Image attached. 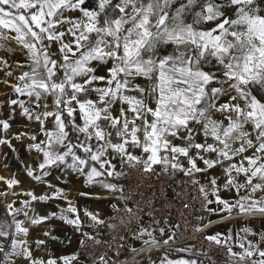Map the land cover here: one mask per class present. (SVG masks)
<instances>
[{"label":"snow or ice","instance_id":"6c2138e0","mask_svg":"<svg viewBox=\"0 0 264 264\" xmlns=\"http://www.w3.org/2000/svg\"><path fill=\"white\" fill-rule=\"evenodd\" d=\"M175 3L96 0V6L89 8L88 0H0V25L16 33L14 39L27 49L31 60L29 70L18 77L21 83L12 85L15 93L28 99L10 103L18 105L29 120L33 119V103L42 110L34 119L47 140L30 146L43 153L39 169L63 166L92 183L97 177L124 175L109 159L114 153L121 165L142 164L146 172L160 166L194 177L219 165L227 176L224 187L239 191L251 186L252 193L264 191V0H184L173 8ZM197 5L199 10L193 13ZM2 63L10 77L7 61ZM221 97L227 99L217 106ZM212 108L225 116L226 125L208 117ZM14 113L13 108L10 115ZM49 117L54 119L55 131L43 127ZM0 128L7 133L9 121L0 120ZM198 135L203 142H197ZM0 145L12 147L5 138H0ZM129 145L148 154L146 159L131 154ZM249 150L251 154L244 155ZM180 157L186 158L184 163ZM235 157L239 161L231 163ZM225 160L230 163L224 165ZM233 173L243 174L244 182H237ZM27 175L33 176L34 170L28 169ZM6 183L11 187L19 181ZM101 183L110 191L123 190L115 183ZM194 183L199 181L194 179ZM208 187L218 192L217 179H210ZM200 191L209 195L206 186ZM25 194L32 200L50 199ZM62 196L60 189L53 190V197ZM217 199L229 212L235 207L240 213H264V199L253 200L250 194L235 205ZM8 208L13 210V222L0 223V241L11 243L8 264L17 255L30 264H58L56 258H34L18 240L5 239L12 237L13 228L16 233L28 232L15 219L23 209L11 204ZM65 212L77 215L69 218ZM85 216L91 222H104L91 212ZM45 219L31 222L39 224ZM59 219L77 231L84 227L71 202ZM159 232L163 235L164 228ZM81 234L88 237L87 232ZM144 235L151 237L145 244L160 242L151 232L142 230L140 236ZM207 239L227 244V264H264V248L260 247L264 236L260 242L240 243V252L228 244L230 237L222 240L215 234ZM59 260L78 264L76 255ZM168 264H197V260H169Z\"/></svg>","mask_w":264,"mask_h":264},{"label":"crops","instance_id":"0c3cea01","mask_svg":"<svg viewBox=\"0 0 264 264\" xmlns=\"http://www.w3.org/2000/svg\"><path fill=\"white\" fill-rule=\"evenodd\" d=\"M3 31H9L16 36L13 30L5 29L3 25H0V120H8L10 123V128L7 133H4L2 128H0V138L9 139L12 144L11 148L7 145H0V177H3L0 180V203L3 211L0 216V223L13 222V210L8 208V205L11 204L14 206V209H23V211L15 215V219L20 221L22 226L28 229L27 234H24L16 233L13 228L11 230L13 233L12 237L5 239L9 241L18 240L24 247L30 249L33 257L37 259L47 260L56 258L58 264H62L59 257L76 255L78 257V264H88L87 259L81 251L86 237L81 233L87 232L88 235L92 233L93 222L85 216V212H91L98 215L99 218L112 213L120 205L121 200L117 196H112V191L103 188L101 182L115 183L118 186L122 183L121 179L116 176H102L95 178L96 182L89 183L86 176H81L66 170L63 166L59 168L50 166L43 170L38 168V165L43 162V153L37 152L30 146L34 143L47 140V137L43 135L41 124L34 119V116L40 114L42 110L33 103L31 105L33 119L29 120L21 114L18 105L13 106L10 103L12 99L18 101H27L28 99L26 96H20L18 93H15L12 85L21 83L18 77L23 72L29 70L31 60L27 49L17 53L7 52L6 47L1 41V33ZM15 43L17 42L15 41ZM18 45L22 46L20 44ZM2 61H7L8 71L12 73L10 77H6L4 71L5 65ZM139 82L146 86L145 81L141 80ZM92 98L95 99L94 96ZM226 99V97H221L217 101V106L225 102ZM115 107L118 108L119 104ZM13 108L15 109L14 117L10 115ZM208 117L216 121H223L225 125L227 124L225 116L217 111L216 108L209 109ZM77 123H82V121L77 119ZM137 123L139 124V121ZM43 127L48 131H55L54 119L52 117L47 118ZM197 128L199 129V125H197ZM66 130L70 131V129ZM33 135L37 137L35 141L30 139ZM17 136H19V139L16 138ZM196 139L197 142H203L202 135H198ZM208 142L213 143L214 141L209 137ZM42 146L46 145L42 144ZM128 149L133 155H141L142 153L141 149H132L130 145ZM249 154H251V150L244 155ZM109 159H112V162L117 164V171H119L122 166L119 163V158L115 157L113 153ZM239 159L240 157H235L231 163H235ZM180 161L181 163L185 162L182 157H180ZM223 163L227 165L230 162L225 160ZM185 166L187 165L185 164ZM199 166L203 167L202 164ZM245 166L247 165L245 164ZM28 169L34 170L33 176L27 175ZM169 171L175 172L179 170L169 169ZM233 176H235L237 182H244L245 178L243 174L236 176L233 173ZM37 177L40 178L37 179ZM196 177L202 186H206V191L209 192L206 198L210 213L205 215V217L200 216L198 218L200 227H205V225L215 222L207 228L206 232L208 236L219 234L222 240L230 237L231 239L228 240V244H231L233 251L236 252L241 251L239 244L242 242L245 244L248 241L260 242L261 237L264 236V213H240L235 207L229 212L224 208L223 204L219 203L217 197H219V200L227 201L229 205H235L237 200L242 196L249 194L253 200L264 199V191L257 190L255 193H252L251 186L242 188L239 191L235 187H224V184L227 182V176L219 165L207 172L196 173ZM212 178L217 179L218 192L216 193H213L211 187H208L209 181ZM12 179L18 180L19 183L9 187L6 182ZM256 182L254 179L253 183ZM49 185L52 187H49ZM54 189H60L63 196L59 198L53 197ZM29 192L37 197L47 195L50 199L32 200L30 196L25 194ZM81 193H85L86 195H81ZM25 201H27V205H25ZM209 201L212 202L209 203ZM69 202H71V206L77 208L78 214L84 222V227L80 231L74 230L72 226H69L65 221L59 219L61 210H66L69 207ZM25 212H27V215H25ZM64 214L68 215L69 218H75L77 215L76 213L68 212ZM41 217H47V219L42 220L39 224H33L31 222L32 219H40ZM161 227L163 226L156 221H144L141 223L135 248L140 249L148 245L151 246L148 248V252L140 258L139 264H168L169 260L176 261L179 259H196L197 264H207L198 257L190 254L189 247L175 246L160 248V246H155L156 244L163 243L164 239H168V242L173 241L178 235L176 232L167 231L161 235L159 232ZM244 229H248L249 231L245 233ZM142 230L151 232L160 242L156 244H145L144 241L150 240L151 237L147 235L141 237L140 233ZM46 233L50 235H46ZM170 235L174 239H170ZM52 236L58 237L59 239L54 240L51 238ZM38 241H44V243H37ZM0 245L4 246V252L0 253V264H8L6 256L11 252V243L5 244L4 241H0ZM260 247L264 248V242L260 243ZM182 249L184 251H181ZM256 258L254 257V259ZM9 259L12 264H30V262L19 255L12 256ZM73 264H77V262L74 261Z\"/></svg>","mask_w":264,"mask_h":264},{"label":"built area","instance_id":"2783aa9c","mask_svg":"<svg viewBox=\"0 0 264 264\" xmlns=\"http://www.w3.org/2000/svg\"><path fill=\"white\" fill-rule=\"evenodd\" d=\"M14 37L9 31L1 33L7 52L25 51L23 46L15 43ZM141 155L146 159L148 154ZM119 171L124 175L119 176L122 183L118 189L123 190L112 191V196L119 197L121 203L112 213L100 218L104 221L102 224L93 222V232L84 239L81 248L88 264H139L151 246L135 248L140 225L144 221H156L165 231L178 234L175 240L155 246H186L190 254L207 264H227V244L218 245L207 239L206 230L215 222L205 227L198 224V218L208 215L210 208L200 191L202 184L196 174L190 177L181 171L170 172L160 166L146 172L142 164H124ZM194 179L199 183H194Z\"/></svg>","mask_w":264,"mask_h":264},{"label":"rangeland","instance_id":"374dc122","mask_svg":"<svg viewBox=\"0 0 264 264\" xmlns=\"http://www.w3.org/2000/svg\"><path fill=\"white\" fill-rule=\"evenodd\" d=\"M182 2H184V0H176V3L173 5V8L178 7L179 4L182 3ZM201 2H202V0H201ZM198 10H199V5H197L196 8H193V9H192V12L194 13V12H196V11H198ZM187 21H188V22L191 21V16H190V15L187 17ZM2 213H3V211H2L1 203H0V216L2 215Z\"/></svg>","mask_w":264,"mask_h":264},{"label":"trees","instance_id":"16d2710c","mask_svg":"<svg viewBox=\"0 0 264 264\" xmlns=\"http://www.w3.org/2000/svg\"><path fill=\"white\" fill-rule=\"evenodd\" d=\"M96 6V0H88V7L94 8Z\"/></svg>","mask_w":264,"mask_h":264}]
</instances>
